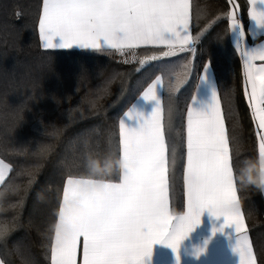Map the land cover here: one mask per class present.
<instances>
[{
    "label": "snow or ice",
    "instance_id": "snow-or-ice-1",
    "mask_svg": "<svg viewBox=\"0 0 264 264\" xmlns=\"http://www.w3.org/2000/svg\"><path fill=\"white\" fill-rule=\"evenodd\" d=\"M249 2L248 15L254 28L246 31L232 0L225 15L234 48L240 55L242 88L257 139L259 178L254 179L250 170L248 181L264 190V63H256L264 62V40L252 46L247 41L249 33L254 41L258 34H264V0ZM200 19L201 11L197 9L193 15L189 0H42L37 31L45 50H114L122 56L132 52L135 59V50L141 46H164L167 50L159 56L169 57L196 52L204 30L192 35V24H198ZM157 58L154 54L139 62ZM123 62L128 63V58ZM193 68L185 62L183 71L170 83V95L189 80ZM202 86L208 88L210 97L195 107ZM163 87L157 76L141 92L140 98L153 102L147 116L138 111L132 116L131 110L125 114L141 121L137 127H129L124 118L119 121L117 180L111 178L112 169L107 177L71 172L66 176L55 222L46 234L44 246L50 252V264H145L155 244L171 248L176 264H180L179 246L201 223L205 211L223 218L218 228L213 226V235L226 227L233 228L232 250L239 256L238 264H257L232 164L231 141L240 135L237 123L231 129L228 126L232 97H228L226 111L228 94H221L209 59L198 74L184 127L176 131V137L183 134L185 209L174 213L171 191L181 163V149L177 139L170 138L174 107L169 104L166 121ZM50 151V146L42 148L38 153L40 162L26 170L28 186L35 182ZM9 170L10 165L0 160V184ZM77 203L89 209L86 216L75 211ZM18 226L17 217L11 223H0V243L6 247L9 235ZM15 247L21 264H36L27 246L18 242ZM204 251L201 247L195 254L199 256ZM0 264L8 262L0 259Z\"/></svg>",
    "mask_w": 264,
    "mask_h": 264
},
{
    "label": "trees",
    "instance_id": "trees-1",
    "mask_svg": "<svg viewBox=\"0 0 264 264\" xmlns=\"http://www.w3.org/2000/svg\"><path fill=\"white\" fill-rule=\"evenodd\" d=\"M238 2L246 27L247 6L244 0ZM40 5L41 0H0V157L11 166L5 182L0 184V223H11L17 217L19 225L9 235L6 247L0 243L1 259L8 264H21L15 247L19 242L28 247L36 264H49L44 245L51 227L38 233L29 221L31 206L36 203L39 211L35 221H47L48 225L51 215L42 209L50 206L52 198L51 214H54L60 191H55L51 184L45 185L46 179L51 176L48 182L61 185L69 172L91 174V162L96 161L102 167L111 165V178L117 180L119 118L156 76L162 78L164 86L166 121L169 104L174 107L170 138H176L180 145L181 163L173 180L171 207L181 211L184 146L182 132L176 137V131L184 127L198 74L211 59L221 94H228L226 111L228 97H232L229 129L234 122L239 125L240 135L231 141L232 164L248 233L257 264H261L264 196L257 184H242L240 180L245 162L259 161L254 123L242 88L240 59L229 37L225 15L230 10L229 0H191L193 15L197 9L201 11L199 23L193 21L192 35L204 30L196 52L158 57L135 74L132 70L136 61L124 63L107 56H117L114 50L43 49L37 34ZM185 62L189 67L194 65L191 76L170 95V83L183 71ZM48 146L51 147L48 158L42 161L35 182L28 186L26 170L40 162L38 153ZM108 174L105 171L100 175Z\"/></svg>",
    "mask_w": 264,
    "mask_h": 264
},
{
    "label": "crops",
    "instance_id": "crops-1",
    "mask_svg": "<svg viewBox=\"0 0 264 264\" xmlns=\"http://www.w3.org/2000/svg\"><path fill=\"white\" fill-rule=\"evenodd\" d=\"M244 1L247 6L246 8V27H245L247 31L249 28H254V25L252 24L250 17L248 15L249 9H250V2L249 0H244ZM189 2L191 5V0H189ZM232 3H235L237 5L236 12H237L238 18L242 21L240 17V5H239L238 0H232ZM257 7H259V5H257ZM41 8H42V0H41V5H40V10ZM37 34H38V31H37ZM229 37L234 47L232 38L230 36V32H229ZM38 40H39V37H38ZM56 40L58 42L59 38L57 37ZM260 40H264V34H258L257 39L255 41L253 40L251 33H249L247 36V41H248L249 46H252L253 44L258 43ZM39 44H40V41H39ZM60 50L91 51V50L80 49L78 47H73L71 49H60ZM165 50L167 49L164 46H141L140 48H137L135 51L138 54L142 52H146V53L148 52L150 54L157 55L161 51H165ZM237 54L240 59L239 52H237ZM206 63H208V61H206L204 65ZM256 63L259 64V63H264V62L257 60ZM240 65H241V59H240ZM203 67L200 73H202ZM213 75H214V72H213ZM156 77L151 82L155 81ZM161 82H162V78H161ZM197 82H198V77L196 80V84ZM194 93H195V87H194L192 95ZM140 95L141 93L130 104V106L122 113V115L119 118V121L124 118L125 123L129 127H137L138 124L141 122L137 120L135 117L133 118L126 117L125 114L128 113L129 110H131L132 116H136L137 111L142 112L144 116H147L151 112V109L153 107V102L144 101L142 98H140ZM209 97H210V91L208 90L206 86H202L199 92L197 93L198 102L194 104V106L199 107L200 103L207 102L209 100ZM190 103H191V98H190L188 105ZM0 160H3L6 164L10 165L7 161H5L1 157H0ZM258 161H259V154H258ZM182 184H183V180H182ZM261 191L264 196V190H261ZM61 195H62V190L60 191V195H59V198L57 200V203L54 209V214H51V217L49 218L50 224L48 226L50 227L55 222ZM170 207H171V201H170ZM184 209H185V198H184V191H183L182 210L179 212H176L172 209V207H171V210L174 213H181L182 211H184ZM221 223H223L222 217L217 219L215 217L210 216L209 213L205 211L201 216V223L194 228V230L181 242L179 246L178 251H179V256H180V264H238L239 256L238 254L234 253L232 250V245H234L235 243V233H234L233 228L226 227L223 232H216L214 235L212 234L213 226H216L218 228ZM249 238H250V235H249ZM250 242H251V238H250ZM201 247H203L205 251L200 253L199 256H197L195 253L197 249ZM48 260L50 264V252H48ZM145 264H176V255L173 253L172 249L166 246L165 244H155L153 245V254L150 259L145 258Z\"/></svg>",
    "mask_w": 264,
    "mask_h": 264
},
{
    "label": "rangeland",
    "instance_id": "rangeland-1",
    "mask_svg": "<svg viewBox=\"0 0 264 264\" xmlns=\"http://www.w3.org/2000/svg\"><path fill=\"white\" fill-rule=\"evenodd\" d=\"M120 55V56H119ZM154 54H150V53H146V52H142V53H140V54H138L137 52H135V56H136V58L135 59H133L132 57H133V53L132 52H128L127 54H125L124 56H122L121 54H119L118 53V55L116 56V54H115V56L114 55H112V54H107V56H109V57H113V58H119V59H121V60H124L125 59V57H127L128 58V60L130 61H136V63L133 65V67H134V70H132V73H138V72H140L142 69H144L145 68V65L147 64V62L148 61H152L151 59H148V60H146L145 61V63L144 64H141L139 61H140V59L141 58H145V57H151V56H153ZM157 56L158 57H161V56H159V54H157ZM49 178H47L46 179V181H45V185H48V184H51L52 186H54V190L55 191H61L62 190V186H63V184H61V185H58V183L57 182H55V181H52V182H48V180L50 179V177L51 176H48ZM53 198L52 199H50V206L48 207V205H47V207H45V209L43 208V207H40V209H42V211L43 210H48V212H49V216L51 215V205L53 204ZM38 211H39V207H38V205H36V203L35 204H32V206H31V210H30V217L31 218H29V221H30V223L35 227V229L38 231V233H41L43 230H45L46 228H47V226L50 224V220H48V225H47V221H45V222H39L38 221V223L35 221V217H36V215L38 214Z\"/></svg>",
    "mask_w": 264,
    "mask_h": 264
},
{
    "label": "clouds",
    "instance_id": "clouds-1",
    "mask_svg": "<svg viewBox=\"0 0 264 264\" xmlns=\"http://www.w3.org/2000/svg\"><path fill=\"white\" fill-rule=\"evenodd\" d=\"M259 168H260L259 162L246 161L244 167L241 169V174H240L241 183L242 184L249 183L248 175H249L250 170L252 172V175L255 174L258 179L259 178ZM110 170H111V165L102 167L96 161L91 162L90 171L93 174H101L105 171H110ZM74 208L77 213L81 215H85V216L88 214V211H89V209L86 208L84 205L78 204V203L74 205Z\"/></svg>",
    "mask_w": 264,
    "mask_h": 264
}]
</instances>
